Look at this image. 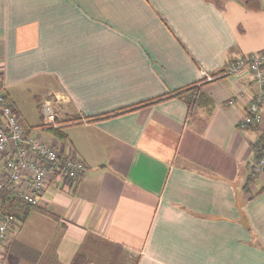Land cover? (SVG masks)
<instances>
[{"label":"crops","instance_id":"crops-1","mask_svg":"<svg viewBox=\"0 0 264 264\" xmlns=\"http://www.w3.org/2000/svg\"><path fill=\"white\" fill-rule=\"evenodd\" d=\"M263 52L264 0H0V85L28 128L50 101L85 166L26 210L41 263L264 264V126L240 124L261 88L223 75Z\"/></svg>","mask_w":264,"mask_h":264},{"label":"built area","instance_id":"built-area-1","mask_svg":"<svg viewBox=\"0 0 264 264\" xmlns=\"http://www.w3.org/2000/svg\"><path fill=\"white\" fill-rule=\"evenodd\" d=\"M248 75L259 85L261 91L250 97L242 126H264V52L238 57L229 63L223 75ZM214 76L205 74L206 81ZM43 124L28 128L20 120L0 85V194L26 206L38 207L45 191L51 185L66 187L75 182L85 171L83 162L72 151L68 154L52 142L50 129H58L57 114L50 101L41 106ZM264 170V161L257 165ZM15 218L0 210V262L8 247Z\"/></svg>","mask_w":264,"mask_h":264},{"label":"rangeland","instance_id":"rangeland-1","mask_svg":"<svg viewBox=\"0 0 264 264\" xmlns=\"http://www.w3.org/2000/svg\"><path fill=\"white\" fill-rule=\"evenodd\" d=\"M33 122L39 123V112L37 107L32 104L25 109ZM23 114V113H22ZM22 213L20 214V218ZM15 229L11 241L4 254V264H42L40 258L47 249L46 242L51 245L54 242L53 232L50 227L42 222L40 223L34 214H30L24 223L15 218Z\"/></svg>","mask_w":264,"mask_h":264},{"label":"trees","instance_id":"trees-1","mask_svg":"<svg viewBox=\"0 0 264 264\" xmlns=\"http://www.w3.org/2000/svg\"><path fill=\"white\" fill-rule=\"evenodd\" d=\"M184 92H189L190 93L189 102H188L189 106L192 105V104H195L196 101H197V97L199 95H198V92L193 87V85L191 87H187V88L183 89V91L182 90L181 91H177L173 95L182 96L184 94ZM244 127H254V126H244ZM49 134L54 135L55 137H57L60 140L64 139L63 134L60 133V131H58L57 129H50L49 130ZM252 149H253V152H254L255 164L257 166L260 163V161H262V160L264 161V130L261 131V133L258 136L257 140L253 144ZM256 174L257 173L254 172V174H252V175L254 176ZM250 181H252V180H250ZM250 181L247 182V184H246L247 186H248ZM15 201L16 200L10 198L7 193H1L0 194V210L3 212V214L11 215L13 218L18 219L19 221H21L23 223L25 215H26L27 208H33V207L24 205L26 207V209L24 210V212L22 214V217L20 218L17 213H14L11 210V208L13 206V203Z\"/></svg>","mask_w":264,"mask_h":264}]
</instances>
